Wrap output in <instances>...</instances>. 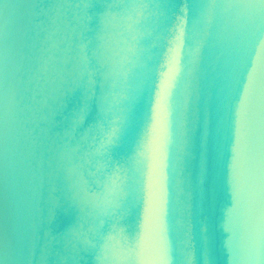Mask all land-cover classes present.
Segmentation results:
<instances>
[{"label":"water","instance_id":"1","mask_svg":"<svg viewBox=\"0 0 264 264\" xmlns=\"http://www.w3.org/2000/svg\"><path fill=\"white\" fill-rule=\"evenodd\" d=\"M0 264H264V0H0Z\"/></svg>","mask_w":264,"mask_h":264}]
</instances>
